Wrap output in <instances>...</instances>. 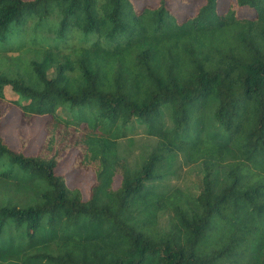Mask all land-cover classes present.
Listing matches in <instances>:
<instances>
[{
	"label": "trees",
	"instance_id": "16d2710c",
	"mask_svg": "<svg viewBox=\"0 0 264 264\" xmlns=\"http://www.w3.org/2000/svg\"><path fill=\"white\" fill-rule=\"evenodd\" d=\"M221 1L0 0V264H264V0Z\"/></svg>",
	"mask_w": 264,
	"mask_h": 264
},
{
	"label": "rangeland",
	"instance_id": "374dc122",
	"mask_svg": "<svg viewBox=\"0 0 264 264\" xmlns=\"http://www.w3.org/2000/svg\"><path fill=\"white\" fill-rule=\"evenodd\" d=\"M136 7L142 4L155 5L157 0H132ZM228 0H222L221 3L223 7L227 5ZM202 3V0H167L169 9L176 14L179 18L183 15L191 13L196 6ZM240 15L248 16L252 14L251 10L243 8L239 10ZM5 93L7 97H11L12 93L6 87ZM68 116L69 113H63ZM46 116H34L33 122L30 125H22L19 122V109L13 106L11 110L5 115L1 121V134L7 144L12 149H19L21 147L22 138L25 142V147L23 148L24 153L27 155H33L41 143L43 137V124ZM135 138L142 136V132L137 129L133 130L131 134ZM74 151H69L67 155L59 162L55 168V172L58 174H64L65 181L68 187H78L81 191L83 198L88 195V188L92 182V173L84 170H77L72 168L71 162L73 159ZM175 173L169 176V186L179 185L185 189H197L195 186L196 179L199 178V172L195 167L187 166L182 162V158L179 157V161L176 162ZM119 178L116 177L114 185L116 186ZM167 181V180H164Z\"/></svg>",
	"mask_w": 264,
	"mask_h": 264
}]
</instances>
